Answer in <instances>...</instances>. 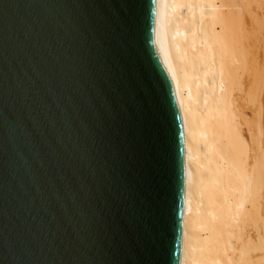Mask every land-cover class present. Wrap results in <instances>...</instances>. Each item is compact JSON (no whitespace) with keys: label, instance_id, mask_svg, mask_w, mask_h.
<instances>
[{"label":"water","instance_id":"obj_1","mask_svg":"<svg viewBox=\"0 0 264 264\" xmlns=\"http://www.w3.org/2000/svg\"><path fill=\"white\" fill-rule=\"evenodd\" d=\"M157 0H0V264H180L185 152Z\"/></svg>","mask_w":264,"mask_h":264},{"label":"bare ground","instance_id":"obj_2","mask_svg":"<svg viewBox=\"0 0 264 264\" xmlns=\"http://www.w3.org/2000/svg\"><path fill=\"white\" fill-rule=\"evenodd\" d=\"M262 11L264 0H157L185 152L180 264H264Z\"/></svg>","mask_w":264,"mask_h":264},{"label":"rangeland","instance_id":"obj_3","mask_svg":"<svg viewBox=\"0 0 264 264\" xmlns=\"http://www.w3.org/2000/svg\"><path fill=\"white\" fill-rule=\"evenodd\" d=\"M264 11H262V13H260V16H261V18H259L258 17V20H260V21H258L257 22V24L259 25V28H257L256 30H254V32L256 33V35H259V34H263L264 33V13H263ZM258 38V42H259V44H260V38L258 37V36H256V39Z\"/></svg>","mask_w":264,"mask_h":264}]
</instances>
